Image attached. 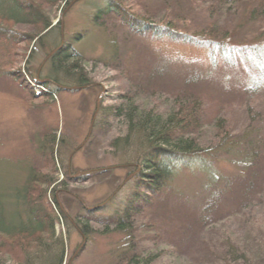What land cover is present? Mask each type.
<instances>
[{"label":"rangeland","instance_id":"obj_1","mask_svg":"<svg viewBox=\"0 0 264 264\" xmlns=\"http://www.w3.org/2000/svg\"><path fill=\"white\" fill-rule=\"evenodd\" d=\"M25 1L38 5L40 0ZM174 1L184 6L181 12L188 11V5L195 11L196 5L208 3ZM102 2L61 0L50 12L49 34L40 44L31 43L33 52L27 61L22 58L26 47L18 49L11 39L29 30L0 23V192L12 201L14 193L24 189L31 173L55 171V182L43 185L42 194L35 199L56 219V232L65 244L64 264H126L119 260L129 251L126 233L115 230L104 234L100 232L104 226L101 224L100 230L85 236L73 222L75 215L84 214L90 207L99 209L97 215L111 214L121 209L134 192H142L137 177L140 170L132 158L135 148L123 150L121 142L119 147L110 146V138L119 132L121 123L112 108L125 91L120 72L106 65L112 63L114 48L119 49L133 76L139 64L158 55L156 60L167 69L166 83L173 85L182 77L195 76L201 87L196 91L204 100V122L196 135L201 147H207L206 143L216 137L213 135L218 127L207 120L218 112L223 121L216 123L226 129V135L246 132L264 138V0L237 2L227 27L228 44L239 50L232 51L225 60L219 55L217 64H213L206 49L140 39L116 18L107 16L95 23L93 17ZM162 4L163 0H127L126 6L135 16L142 8L150 9V18L159 22L165 18ZM252 8H256L255 15L249 17ZM189 13L187 18L196 19L190 23L203 24L201 13L197 18H192L195 12ZM60 45L69 46L82 62L88 78L86 88L79 89L73 77L61 75L58 86L62 90L55 93L57 85L52 82L45 60ZM8 71L22 73L32 85L33 80L46 82L53 97L31 95L17 75ZM151 104L150 99L142 102V106ZM47 134L54 135L53 140L46 139ZM230 159L217 166L225 175H236L240 165ZM104 169L111 171L90 174ZM169 183L170 187L155 196L148 209L138 212L132 224L138 239L161 234L155 241H141L144 248L179 239L182 258L175 256L171 248L160 246V256L151 264H257L241 261L243 252L253 259V240H259L264 247V199L263 204L256 202L245 209L222 212L213 226L206 225L210 218L196 225L199 202L205 197L204 174L181 167Z\"/></svg>","mask_w":264,"mask_h":264},{"label":"trees","instance_id":"obj_2","mask_svg":"<svg viewBox=\"0 0 264 264\" xmlns=\"http://www.w3.org/2000/svg\"><path fill=\"white\" fill-rule=\"evenodd\" d=\"M60 1L40 0L36 5L25 0H0V23L29 30V33H16L11 39L15 45H19L18 49L20 46L26 47L22 55L26 61L32 55L30 51L33 52L30 49L31 43L35 41L40 44L49 34L52 28L50 12ZM102 1L98 3L93 17L95 23H101L110 16L140 39L151 40L159 45L168 43L206 49L213 64L219 63V55L225 60L232 51L239 50V47L228 44L230 29L227 27L235 15V5L239 0H208V3L196 5L195 11L188 5V11L185 12L180 11L184 8L181 3L163 0L160 8H164L165 18L159 22L150 18V9L147 8L140 9L141 13L137 16L130 13L126 6L127 0ZM255 9H251L249 17L255 15ZM261 10L264 11L262 4ZM189 12H195L196 16L192 15V18H197L201 13L203 24L198 26L197 22L190 23L196 19L187 18ZM70 49L69 46L60 45L45 60L52 82L57 85L55 93L62 90L58 84L63 76L73 77L79 89L88 86L82 62ZM17 51L15 55L19 54ZM113 53L112 63L106 62V65L120 72L125 82V91L119 103L112 108L113 115L120 118L121 123L119 132L110 138V146L119 147L121 142L123 150L135 148L132 158L137 170H140L137 177L142 192H134L121 209L108 215H97L99 209L86 208L84 214L74 216V225L85 236L100 230L101 224L104 226L100 232L104 234L115 230L126 233L129 236V251L124 252L119 259L125 260L126 264H151L160 256L157 249L160 246H163L162 249L171 248L175 256L182 258L179 239L164 240L156 247L144 248L141 245V241H155L161 238V234L154 235L155 237L145 235L138 239L132 224L138 212L148 209L152 199L170 187L169 182L181 167L205 176V197L199 202L201 209L196 225H201L210 218L206 225L213 226L222 212L245 209L256 202L263 204L264 138L253 136L257 133L246 132L235 136L226 135V129L222 130V125L217 124L223 121L218 112V115L211 116L212 121L207 120L209 124L215 122V128L218 127V132L213 135L216 137L206 143L209 144L207 147H201V140L196 135L200 134L199 130L204 122V100L196 91L201 87L196 84L195 76L182 77L181 81L173 85L166 83L167 69L161 61L156 60L159 55L150 56L143 65L139 64L140 68L133 76L125 67L124 57L119 49L114 48ZM8 72L17 75L31 95L53 97L46 82L38 83L33 80L32 85L22 73ZM139 76L144 78L140 79ZM35 87L38 92H35ZM145 99L153 101V105L142 106ZM45 138L53 140L54 135L47 134ZM134 144L137 146H133ZM226 158H231V162L240 165L236 175H225L219 170L217 165L226 161ZM110 171L111 169L95 170L90 174ZM54 182L55 171L41 175L31 173L24 189L15 192L12 201L7 200L6 194L0 192V264H64L65 244L62 236L56 232V219L46 213L40 207V201L35 199L42 194L43 185L49 186ZM253 242V259L243 252L241 262L255 261L262 264L264 247L260 246L261 242L257 239ZM13 259L17 262L14 263Z\"/></svg>","mask_w":264,"mask_h":264},{"label":"water","instance_id":"obj_3","mask_svg":"<svg viewBox=\"0 0 264 264\" xmlns=\"http://www.w3.org/2000/svg\"><path fill=\"white\" fill-rule=\"evenodd\" d=\"M76 88V87H75Z\"/></svg>","mask_w":264,"mask_h":264}]
</instances>
